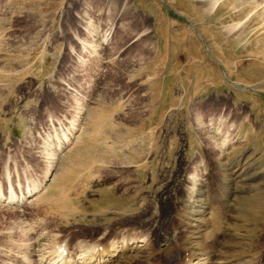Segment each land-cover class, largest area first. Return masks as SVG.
<instances>
[{
    "label": "rangeland",
    "instance_id": "rangeland-1",
    "mask_svg": "<svg viewBox=\"0 0 264 264\" xmlns=\"http://www.w3.org/2000/svg\"><path fill=\"white\" fill-rule=\"evenodd\" d=\"M0 193V264H264V0H0Z\"/></svg>",
    "mask_w": 264,
    "mask_h": 264
},
{
    "label": "bare ground",
    "instance_id": "bare-ground-1",
    "mask_svg": "<svg viewBox=\"0 0 264 264\" xmlns=\"http://www.w3.org/2000/svg\"><path fill=\"white\" fill-rule=\"evenodd\" d=\"M79 117H80V115H79ZM76 121L77 120L75 119L74 122H76ZM74 122L72 123L73 128L76 125ZM70 127H72V126H70ZM191 180L194 182L195 178L191 177ZM39 190H40V186L34 185L33 188L28 192L27 195L28 196H34L39 192ZM198 193L201 194L202 192H198ZM11 195L7 199L8 202L14 201V198L16 197V196L12 197L14 194L12 196ZM196 195H198V194H196ZM187 199H189V197ZM176 214H177L176 218H178L180 221L181 220H183V221L187 220V214L185 212H183V210L179 209L176 212ZM145 233H144V231L139 230V229L128 228V230L125 229L120 236L112 239L111 242L108 241L109 244L107 246H104L102 248L101 247L97 248V246H98L97 244L92 246V248H93V251L91 252L92 255L90 253H88V255L84 253L82 257H78L77 258L78 260H76L73 258L67 259V258H65L64 253H59L60 254L59 256H61V257H59V258H51V257L48 258V257H46V259H43L42 261H40L39 264H76V263L77 264L78 263H82V264H108L109 262L112 263V261L115 260V257H117L119 254L126 253L128 250H130V248H133V247L139 248L140 246H143V245L147 246V248H149L152 251L151 252L152 257L155 258V261L153 262V264H213L212 253H207V254L203 253L202 254L203 257L201 258L200 254L196 255V253L190 252L189 247L187 248L184 241L181 242L180 240H175L174 243L171 244L170 246L166 247L163 250L159 249L156 252L154 250L155 245H154L153 240L149 236H147ZM197 238H199V237H197ZM79 259H80V261H79ZM111 263H109V264H111Z\"/></svg>",
    "mask_w": 264,
    "mask_h": 264
}]
</instances>
